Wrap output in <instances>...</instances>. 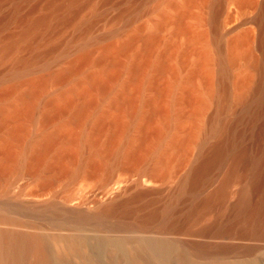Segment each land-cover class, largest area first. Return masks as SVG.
Returning <instances> with one entry per match:
<instances>
[{
    "label": "bare ground",
    "instance_id": "obj_1",
    "mask_svg": "<svg viewBox=\"0 0 264 264\" xmlns=\"http://www.w3.org/2000/svg\"><path fill=\"white\" fill-rule=\"evenodd\" d=\"M10 1L0 29L18 31L0 37V173L17 171L30 147L37 173L86 167L102 191L88 199L93 210L70 198L29 208L113 229L85 245L84 264H264V0H126L104 34L94 29L116 0ZM228 3L237 24L233 13L219 20ZM151 12L156 20L134 25ZM50 85L62 89L32 138L27 123ZM168 183L163 210L127 218ZM3 224L0 264H71L31 227Z\"/></svg>",
    "mask_w": 264,
    "mask_h": 264
},
{
    "label": "rangeland",
    "instance_id": "obj_2",
    "mask_svg": "<svg viewBox=\"0 0 264 264\" xmlns=\"http://www.w3.org/2000/svg\"><path fill=\"white\" fill-rule=\"evenodd\" d=\"M34 3H35V1H31L29 3V5L34 4ZM115 3L117 4L115 8L108 7V8H106V10L104 9V12H103L104 16H103V18L99 19L100 22L94 29V30H96L97 34H104V33L109 32V26H106L107 22L109 20H111L112 18H114L121 10H123L129 6L127 4L126 0H116ZM153 5H154L153 0L146 1V5H145L146 7H152ZM11 7H12L11 1L10 0L5 1L4 5L2 6V9L0 10V16H2L4 13H7L11 9ZM163 7L165 8L166 6H163ZM226 8H227V11H225L220 16V18H219L220 21L223 22V21L227 20V18H228L227 12L230 14L233 13V22H232L233 24H237L241 19H243V17L240 16V13L238 12L236 5L234 3L233 4L228 3L226 5ZM25 11H26V9L23 10L22 14H25L26 13ZM195 11H198V10L196 9ZM86 13L87 12H83L80 16V19L83 18V16H85ZM249 14L251 16H257L258 11L257 10H251ZM157 18H158L157 13L151 12L148 16L139 18L134 23V25L136 26V25L142 24V23L146 22L147 20H156ZM248 27H250V26H246L245 28H248ZM16 31H18V28L14 24H11L5 28L0 29V37H5L7 34H10L12 32H16ZM171 31H172V27L171 26L167 27L162 34L163 37L164 38L168 37L169 34L171 33ZM95 53L96 54H94V56L97 57V54H99V53H97V52H95ZM63 66H65V62H61L59 64V66L55 67L54 69L57 70ZM3 68H5V67H1V69H3ZM61 89L57 88V86L50 85V87L47 89V92L44 94V96L42 97V99L38 103L36 112H35L32 120L27 123V130L29 131L30 136L32 138H35L37 136V134H38L37 131H39L38 129H40L39 126H41L40 124L42 121V114L45 111L44 107H46L47 99H49V97H53L54 95L59 93L58 91H61ZM102 104H104V103H102ZM102 104L99 108L100 110H102V108L105 107ZM87 124H90V123H87ZM90 126H91V124L89 125V127ZM86 127H87L86 128L87 130L91 129V127L90 128H88V126H86ZM33 136H35V137H33ZM30 151H32V149L29 147L28 151L25 153L26 157L24 154V158H25L24 163L17 171L9 170L8 172H4L5 173V174L3 173L4 175H2L0 173V198L3 200L7 199L10 201V202L8 201L9 205H10L7 209L8 212L6 210L5 211L3 210V212L1 210V212H0V214H1L0 215V221H2L4 219V221L0 222V225L3 224V222H5L6 225L3 224V226L8 227V229H9V230L7 229L8 231L11 230L13 232V229H14L15 230L14 232L19 231V233L23 232L26 234L30 232L29 227H31V233H29V234L38 235V236L44 238V240H46L45 242H47V243H45L46 245L44 244L46 246L45 248L51 249L52 251L59 250V251H64L67 254L69 253L68 255H69V257H71L69 259V261L71 260V264H84L82 262L83 257H81V259H80V256L84 255V253L87 251V250L82 251L83 249H87L85 245H87V243H89L91 245V247H97L99 244L102 243L101 242L98 244V242L105 240V237L117 235L113 231V229L107 224L99 226V225L95 224L94 222L89 223V222L80 221L81 222L80 223L68 215L65 216L64 214H57V213L52 214V212H46V214H47L46 215L44 211H40V210L36 211V210L38 209L39 206L41 207L42 205L43 206L46 205L43 203H51V202L62 203L66 198L71 199L70 200L71 202L69 203L70 207H74L75 205H80V204H82V202L85 203L86 201H88V202H86V204L87 203L88 204L87 205L85 204L83 207L93 210V208L95 209V205L92 204L88 199L91 197L92 192L96 193V195H98L99 198H102V195H101L102 191L100 190L101 186L98 184L97 180L87 178L86 167L83 170H81L79 173H77V175H71L68 177H64V175H62L63 174L62 171H60L58 169H52V170L49 169L48 170V169L43 168L41 173H37L39 168L37 169V166L35 164L33 165L32 162L30 161L31 160L30 159V155H31ZM84 157H85V155H84ZM84 157L82 159H84ZM55 176H60V177L52 180L53 183H51V186H48L47 189L45 188L46 189L45 190L43 188V184H44L43 182L45 181L44 179L51 180ZM9 180H14L15 185L13 187H10ZM142 180L145 181L147 179L143 178ZM121 184H122V182H121ZM124 185L127 186L129 184H126L123 181L122 186H124ZM174 188H175L174 183H168L167 185L162 187L160 194L154 195L152 197L150 196L146 199L140 200V202H138V204L135 202L136 204H134V205L132 204L131 207H137L140 205L139 207L141 208V210H139L138 214H136L135 216H131V217H127V218L130 220H134L136 218L145 216V214H147L148 211H150V210H153V209L163 210L164 207L167 205V203L170 202L169 198L172 195L171 192ZM113 196L114 195L109 194L104 199H102V201L105 202L109 198H112ZM6 197H9V198H6ZM58 201H61V202H58ZM27 204H32V206H33V204H37V205H34V207H36L37 209L29 208V206ZM141 204H142V206H141ZM143 205H145L146 207H144ZM13 208H15V209L13 210ZM39 209H42V208H39ZM33 210H34V212H33ZM35 212H37V213H35ZM50 214L53 216H51ZM7 216H8V218H7ZM56 217H57V219H56ZM68 219H69V221H68ZM56 221H60L64 225H62L61 228L59 229L57 227ZM17 224H19V225H17ZM93 224L95 226H93ZM70 225H71V227H70ZM9 226H11V227H9ZM75 226H77V227H75ZM14 227H17V228H14ZM27 230H29V231H27ZM34 230H36V231H34ZM64 233H67V234L69 233L71 235L70 238L65 237V235H67V234H64ZM100 234H102V235H100ZM100 236H104V237H100ZM84 238L86 240L87 239L88 240L86 241ZM58 239L63 240V241L54 243V241H56ZM67 239H69L70 241H67ZM49 242H51V243H49ZM48 245H50V246H48ZM72 251H73V254L71 253ZM108 251H109V249H108ZM108 251H107V253H109ZM78 256H79V258H77ZM77 260L79 262H77ZM80 260H81V262H80ZM72 261H74L75 263ZM107 261H109L108 257H107Z\"/></svg>",
    "mask_w": 264,
    "mask_h": 264
},
{
    "label": "water",
    "instance_id": "obj_3",
    "mask_svg": "<svg viewBox=\"0 0 264 264\" xmlns=\"http://www.w3.org/2000/svg\"><path fill=\"white\" fill-rule=\"evenodd\" d=\"M124 182L126 183V180H124Z\"/></svg>",
    "mask_w": 264,
    "mask_h": 264
}]
</instances>
